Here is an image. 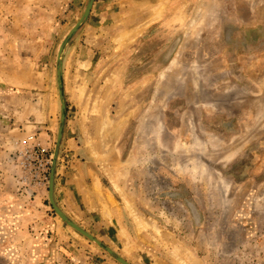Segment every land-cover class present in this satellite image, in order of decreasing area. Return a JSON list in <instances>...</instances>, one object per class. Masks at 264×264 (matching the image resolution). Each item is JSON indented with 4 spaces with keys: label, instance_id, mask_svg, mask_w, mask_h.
Masks as SVG:
<instances>
[{
    "label": "rangeland",
    "instance_id": "1",
    "mask_svg": "<svg viewBox=\"0 0 264 264\" xmlns=\"http://www.w3.org/2000/svg\"><path fill=\"white\" fill-rule=\"evenodd\" d=\"M63 6L0 0V264H121L56 214L16 148L19 127L60 123ZM179 14L129 60L70 74L67 119L83 92L95 99L102 202L71 214L56 202L130 264H264V0H182Z\"/></svg>",
    "mask_w": 264,
    "mask_h": 264
},
{
    "label": "crops",
    "instance_id": "2",
    "mask_svg": "<svg viewBox=\"0 0 264 264\" xmlns=\"http://www.w3.org/2000/svg\"><path fill=\"white\" fill-rule=\"evenodd\" d=\"M62 1H64L62 10H65L70 3L69 10L72 14L71 17L66 16L65 21L62 20L60 23L66 37L80 20L89 0H68L70 1L68 4H66L68 1ZM183 1L195 3L196 0ZM181 4L182 0H95L88 19L70 40L63 53L66 95H69V88H72L68 86L70 74L87 80L90 76L94 77L96 67L101 65V59H112L115 62L129 60L139 51L140 44L145 40L158 37L167 21L175 24V20L180 17ZM124 69L118 66L115 69L116 75H121ZM86 95L87 93L83 92L82 100L77 102L82 108L81 111L74 117L71 112L68 113L62 147V154L65 152L70 154L69 158L65 159L68 166H58L56 173V198L63 209L70 214L78 213L82 209L91 212L98 209L97 204L102 202L101 188L96 182L95 167L91 158L93 152L88 145L90 131L86 126V123H90L95 118L89 109L94 105L95 99L93 97L92 105H89ZM51 121L47 123L45 120L47 125L51 124V128L39 124L19 127L20 134L15 142L18 146L16 148L24 149L36 143L44 147L54 146L59 123ZM17 172L19 179L16 184L19 191L24 188V194L27 191L24 185L28 181H21L20 175L24 173L19 165ZM103 197L105 201L108 200L107 194Z\"/></svg>",
    "mask_w": 264,
    "mask_h": 264
},
{
    "label": "water",
    "instance_id": "3",
    "mask_svg": "<svg viewBox=\"0 0 264 264\" xmlns=\"http://www.w3.org/2000/svg\"><path fill=\"white\" fill-rule=\"evenodd\" d=\"M95 3V0H89L88 5L81 16L80 20L77 22V24L72 28V30L69 32L68 36L64 40V42L61 44V47L58 52V58H57V80H58V88H59V100H60V106H61V117H60V123H59V130L57 134V138L55 141V148L54 152L52 154V164H51V171L49 176V200L50 204L53 207L56 214L69 226L74 228L76 231H78L80 234L88 238L89 240L95 242L100 247L104 248L111 256H113L116 260H118L121 264H130L125 259L118 256L114 251H112L110 248L105 247L100 241H98L94 236L86 232L84 229H82L80 226L72 222L69 217L64 214V212L60 209L58 206L56 199H55V181H56V173L58 166L61 162V154H62V147H63V139H64V132L66 128L67 123V104L65 101L64 96V86H63V53L65 50V47L68 43V41L77 33L79 28L86 22L88 19L92 7Z\"/></svg>",
    "mask_w": 264,
    "mask_h": 264
},
{
    "label": "built area",
    "instance_id": "4",
    "mask_svg": "<svg viewBox=\"0 0 264 264\" xmlns=\"http://www.w3.org/2000/svg\"><path fill=\"white\" fill-rule=\"evenodd\" d=\"M33 139V137H30ZM53 146L44 147L36 143L31 146H26L24 151L21 152V158L25 166V170L28 172V176L31 178V182L39 185H46L49 181V175L52 164V148ZM68 152L61 154L62 161L60 163H67Z\"/></svg>",
    "mask_w": 264,
    "mask_h": 264
},
{
    "label": "bare ground",
    "instance_id": "5",
    "mask_svg": "<svg viewBox=\"0 0 264 264\" xmlns=\"http://www.w3.org/2000/svg\"><path fill=\"white\" fill-rule=\"evenodd\" d=\"M103 131L105 132V130L103 129ZM107 133V132H106ZM106 133H104V135L102 134V136H103V138L105 137V135H106V137H108L107 136V134ZM116 183V182H115ZM117 184V183H116ZM117 189H118V187H117ZM130 206V205H129ZM136 215V214H135ZM138 219V218H137ZM143 228H144V226H143ZM181 263V262H180Z\"/></svg>",
    "mask_w": 264,
    "mask_h": 264
}]
</instances>
